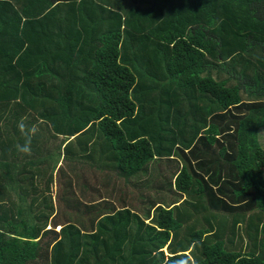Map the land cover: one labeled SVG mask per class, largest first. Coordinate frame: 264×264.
Returning a JSON list of instances; mask_svg holds the SVG:
<instances>
[{
  "label": "trees",
  "instance_id": "1",
  "mask_svg": "<svg viewBox=\"0 0 264 264\" xmlns=\"http://www.w3.org/2000/svg\"><path fill=\"white\" fill-rule=\"evenodd\" d=\"M0 264H264V0H0Z\"/></svg>",
  "mask_w": 264,
  "mask_h": 264
},
{
  "label": "rangeland",
  "instance_id": "2",
  "mask_svg": "<svg viewBox=\"0 0 264 264\" xmlns=\"http://www.w3.org/2000/svg\"><path fill=\"white\" fill-rule=\"evenodd\" d=\"M53 144L56 145V142H54ZM155 161H157V160H155ZM162 168H163V167H162ZM15 186H17V185L15 184ZM57 192L59 193V189H58V186L56 185V186L53 188V199H56L55 194H57ZM21 219L24 220V222H25L27 225L31 224V222H30V218L27 217V214H26V213L21 214ZM55 219H56V218H55ZM50 220H51V219H50ZM52 220H53V219H52ZM56 220H57V219H56ZM50 226H51V224H50V221H49V227H48V228H50ZM57 229H59V228L57 227L56 230H57Z\"/></svg>",
  "mask_w": 264,
  "mask_h": 264
},
{
  "label": "clouds",
  "instance_id": "3",
  "mask_svg": "<svg viewBox=\"0 0 264 264\" xmlns=\"http://www.w3.org/2000/svg\"><path fill=\"white\" fill-rule=\"evenodd\" d=\"M24 150H25V151H28L29 149H28V148H25ZM27 200H28V199H27ZM57 230H58V229H57Z\"/></svg>",
  "mask_w": 264,
  "mask_h": 264
}]
</instances>
